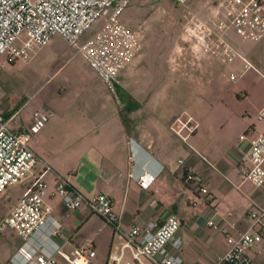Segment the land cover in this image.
<instances>
[{
  "label": "crops",
  "instance_id": "crops-1",
  "mask_svg": "<svg viewBox=\"0 0 264 264\" xmlns=\"http://www.w3.org/2000/svg\"><path fill=\"white\" fill-rule=\"evenodd\" d=\"M219 1L198 0L195 7L192 4L186 7L205 17ZM126 7L120 15L125 24L122 13ZM199 8L203 9L196 10ZM235 35L233 30H228L230 42L249 60L239 51L245 40L239 36L238 40ZM141 48L136 55H141ZM177 55L172 45L169 46L167 62L183 68L190 65L188 52L184 60H177ZM194 56L196 60L191 59V66L212 74L216 65H226L239 57L224 64L203 50ZM35 57L43 68L33 70L28 64V73L21 84L22 97L17 100L11 96L6 100L0 97V113L14 129H28L34 109L49 114L29 141L39 159L33 174L41 169L43 161L51 166L45 173L48 181L45 200L59 223L56 234L48 233L47 229L36 234L35 240L40 246L69 251L89 241L96 249L94 261L97 264H154L145 257L135 258L126 245L121 248V259L113 261L109 255L114 245L119 248L124 243L122 234L87 207L67 208L59 195L52 194L56 177L62 176L86 196L97 192L110 195L121 229L127 231L132 224L141 228L137 236L139 242L145 241L168 215L176 214L179 218L176 235L180 239L177 252L182 263L215 264L216 257L228 247L226 234H235L247 227V211L252 205L264 206V184L255 187L242 178L247 146L238 141L240 132L249 126L254 132L264 133V120L254 119L264 105V96L254 103L250 100L242 104L232 94L242 87L229 89L212 104L216 107L213 117L208 118L205 113L197 117L196 129L184 140L171 128L174 116L179 113L167 109L166 96L128 94L129 85L122 73L130 61L119 73L116 97L81 54L60 35H53L29 59L21 60L30 63ZM238 61L243 64L241 58ZM246 69L244 77L248 74ZM231 72L230 69L229 74ZM219 85L215 86L220 88L217 94L221 92ZM251 110L253 115H249ZM130 139L141 160L135 164V170L139 172L141 164L146 162L153 173L146 187L130 174ZM179 158L183 159L182 164L178 163ZM187 168L203 175L208 195L184 180L183 171ZM33 174L0 193V217L9 212ZM208 219L214 223L208 224ZM22 241L12 228L0 230V264H13L11 256ZM249 253L256 262L264 264V239L252 244ZM52 254L55 264H71L59 253ZM22 264L34 263L24 261Z\"/></svg>",
  "mask_w": 264,
  "mask_h": 264
},
{
  "label": "built area",
  "instance_id": "built-area-1",
  "mask_svg": "<svg viewBox=\"0 0 264 264\" xmlns=\"http://www.w3.org/2000/svg\"><path fill=\"white\" fill-rule=\"evenodd\" d=\"M186 5L187 0H176ZM130 0H0V55L8 62L29 59L35 50L47 44L53 35H60L86 60L95 73L116 97L120 85L119 73L139 52L142 42L138 33L121 21L120 15ZM184 38L193 48L205 51L221 63H228L236 56L243 60L244 68L251 66L230 42L227 33L231 29L243 40L256 41L264 36V0H221L203 17L186 8L182 15ZM231 79L235 73L229 74ZM32 122L28 129H14L0 113V193L9 185L19 183L33 174L38 156L30 147L31 134L36 132L48 119V112L41 109L32 111ZM255 120H264V105L254 115ZM198 123L190 114L174 116L171 128L182 139L194 132ZM131 141V172L138 182L146 187L153 173L146 162L141 170L135 164L141 160ZM238 141L246 144L245 163L241 174L255 187L264 184V133L254 132L249 126L238 135ZM182 164L183 159L179 158ZM51 170L47 162L32 175L9 212L0 217V230L10 227L23 241L12 254L13 264L30 261L34 264H55L53 252L62 255L71 264H97L94 261L96 249L89 241L75 245L69 251L59 247L49 250L35 240L43 229L56 234L59 223L51 214L46 202L48 181L45 173ZM184 180L208 195L203 175L193 169L183 171ZM52 194L61 197L67 208L87 207L110 222L122 234L124 243L114 245L110 258L119 261L122 246H129L135 258L145 257L154 264H183L177 252L180 239L176 235L179 218L168 215L145 241L137 236L141 228L132 224L125 231L119 226V215L113 208V199L105 192L84 195L72 187L66 177L57 176ZM247 227L235 234H226L227 249L215 259V264H259L249 253V247L264 239V206L252 205L247 211ZM213 224L212 219L207 220ZM169 248L172 251H169ZM124 264H132L125 262Z\"/></svg>",
  "mask_w": 264,
  "mask_h": 264
},
{
  "label": "rangeland",
  "instance_id": "rangeland-1",
  "mask_svg": "<svg viewBox=\"0 0 264 264\" xmlns=\"http://www.w3.org/2000/svg\"><path fill=\"white\" fill-rule=\"evenodd\" d=\"M197 1L187 0L186 5H182L176 0H131L122 13L126 25L138 33L142 42L141 55H135L122 73L129 85L128 94L136 92L144 97L166 96L169 111L190 114L195 121L204 113L208 114V118L213 117L215 101L219 96L226 95L229 89L232 91L235 87H242L232 92L237 102L242 104L250 100L254 103L264 96V37L256 41L245 40L239 48L251 63L249 69L245 68L247 77L243 76L245 69L242 61H238L240 57L226 65H216L214 74L204 73L191 66V59L196 60L194 54L201 50H192L190 42L184 38L182 15L188 4L195 7ZM235 38L240 40L237 35ZM171 45L174 53L178 54L177 60H184L185 52L190 54L188 67L167 62L166 56ZM28 64L33 66V70L43 68L36 57L30 63L21 59L8 62L0 55L2 100H6L7 96L16 100L22 97L21 84L28 73ZM230 69L235 73L233 79L228 77ZM217 84L221 86L219 94L220 88L215 87ZM249 113L253 115L254 112L251 110Z\"/></svg>",
  "mask_w": 264,
  "mask_h": 264
}]
</instances>
